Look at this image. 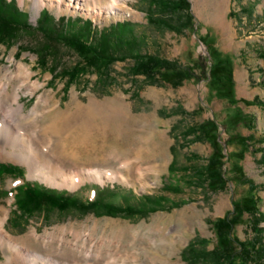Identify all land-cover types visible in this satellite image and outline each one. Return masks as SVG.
Segmentation results:
<instances>
[{"label":"rangeland","instance_id":"obj_1","mask_svg":"<svg viewBox=\"0 0 264 264\" xmlns=\"http://www.w3.org/2000/svg\"><path fill=\"white\" fill-rule=\"evenodd\" d=\"M6 1L32 27L43 13L55 30L60 18L88 20L96 32L128 22L141 54L191 67L199 77L173 87L134 75L133 59L124 57L97 71L88 69L65 88L63 73L79 62L71 50L55 45L41 57L47 39L37 30L0 43V90L7 86L11 103L23 105L31 129L49 135V153L61 171L56 184L80 177L81 170L95 171L104 181L83 178L75 189L48 185L0 151V164L20 171L19 177H0V208L6 209L0 220L11 237L69 264H80L76 256L89 264H222L201 255L219 246L214 223L233 209L232 183L214 191L205 172L212 148L197 127L214 121L223 153L230 136L247 139L249 146L240 165L252 182L255 212L239 216L231 232L264 248V0H186L187 11L166 13L154 10L150 0H116V8L110 0H40L38 8L34 0ZM149 10L166 17L172 28L149 25ZM108 42L114 47L113 37ZM198 62L203 72L219 64L231 69L233 102L216 95L214 81L209 73L200 75ZM222 161L224 172L228 163ZM24 181L82 202L96 199L145 210L150 207L146 197H152L163 208L132 216L46 209L28 218L15 205ZM32 233L37 239L29 237ZM0 264H6L1 251ZM245 264L264 262L254 257Z\"/></svg>","mask_w":264,"mask_h":264},{"label":"trees","instance_id":"obj_2","mask_svg":"<svg viewBox=\"0 0 264 264\" xmlns=\"http://www.w3.org/2000/svg\"><path fill=\"white\" fill-rule=\"evenodd\" d=\"M150 6L154 10L166 13L168 9L178 8L187 11L188 3L186 0H150ZM24 14L15 8L11 2L0 0V43L13 41L24 31H38L47 39L46 44L40 49L41 57L47 58L52 50L56 49L55 45H62L71 50L79 58V62L69 71L63 73L66 77L65 88L71 85L74 78L82 75L88 69L99 70L109 66L111 63L130 57L133 59L132 71L134 75H141L145 78L154 79L173 87L180 86L184 81L198 79L193 74L191 67H180L175 62L159 58L151 54H141L138 50L137 41L129 31V23H117L108 30H99L96 32L95 27L88 20L82 21L73 19L72 21L59 19L55 30V24L51 23L52 19L48 14H41L37 20V26L32 27L23 20ZM78 21V22H77ZM147 21L149 25L161 28H172L166 17H157L152 11L147 12ZM113 37L115 40L114 47L108 42V38ZM124 50V54L119 53ZM120 54V55H119ZM46 60L42 59V64L46 66ZM197 64V65H196ZM200 69V75L209 73L214 81L215 93L221 99L233 102L235 98L234 83L232 71L224 64H219L215 68H207L203 72L201 63H196ZM201 140L205 141L212 148L209 157L208 166L205 172L209 179V187L214 191L222 190L227 182L232 183L234 198L232 200L233 209L221 220L214 223L219 238V246L212 252L201 254L210 256L215 261L222 264H239L247 263L248 259L259 257L264 262V248L257 246L255 243L239 241L235 239L231 229L237 223V218L245 212L253 213L255 206L254 189L252 182L242 175L240 162L243 154L248 151L249 146L247 139L238 136H230L225 140L226 153H223L214 121H206L197 127ZM226 158L228 168L222 172L221 168ZM4 175L20 176L17 167L0 164V177ZM170 189V187H167ZM170 190L178 191L176 187ZM150 205L148 209H135L132 207H120L111 204L101 203L94 199L92 201H78L68 194L53 192L39 188L30 182H23L17 187L15 195L16 209L20 215L32 218L35 214L44 212L46 209L65 211H78L86 214L92 211L103 212L105 215H143L151 213L158 208H163L156 199L146 197ZM172 205L171 207H177ZM255 212V211H254ZM191 245V244H190ZM253 256V258H252Z\"/></svg>","mask_w":264,"mask_h":264},{"label":"bare ground","instance_id":"obj_3","mask_svg":"<svg viewBox=\"0 0 264 264\" xmlns=\"http://www.w3.org/2000/svg\"><path fill=\"white\" fill-rule=\"evenodd\" d=\"M34 4L38 8L41 1L34 0ZM109 4L112 8L117 7L116 0H110ZM11 102V95L5 86L0 90V151L25 164L29 171V177L38 176L48 185L69 189H75L84 179H94L104 183L95 171L81 170L78 172L80 177L56 184V178L61 174V171L49 153L51 144L49 135H41L37 130L31 129L28 123L29 117L23 114V105ZM5 210L0 208V214L6 215ZM4 223V220H0V251L5 257L6 264H69L68 261L44 257L26 249L23 242L10 236ZM29 237L33 239L37 236L32 233ZM65 252L64 250L63 254ZM77 257L74 259L80 264H89V260L86 258ZM75 260L71 262L77 263Z\"/></svg>","mask_w":264,"mask_h":264}]
</instances>
